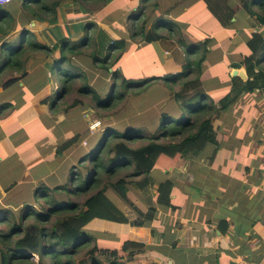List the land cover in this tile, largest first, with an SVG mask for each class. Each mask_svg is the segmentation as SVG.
<instances>
[{
  "label": "crops",
  "instance_id": "0c3cea01",
  "mask_svg": "<svg viewBox=\"0 0 264 264\" xmlns=\"http://www.w3.org/2000/svg\"><path fill=\"white\" fill-rule=\"evenodd\" d=\"M16 1L0 8V13L4 10L10 11V6ZM65 1H69L70 7L77 4L82 12L95 14L97 20L88 19L85 22L78 20L74 26L65 25L64 31L58 25L51 28L56 22L44 21L47 26L39 29L38 21L32 20L34 17L30 13L26 15L19 8L10 12L18 23L17 29L7 36L0 33V42L17 39L23 30L34 34L35 39L39 38V43L45 46L47 40L59 44L54 39L58 30L60 34H70L71 38L77 35V42L82 41L86 36H92L88 33L81 37L79 33L84 32L90 24L100 25V8L89 10V2L94 1ZM141 1H109L106 8L113 10L108 18L111 20L114 18V22L124 21L125 14L133 13L131 10L138 7L137 4ZM240 2L241 0H231L229 3L235 10L234 24L224 28L211 14L204 0H158L159 5L156 6H152L147 1L144 5L145 10L150 11L147 17L161 21L160 36L156 41L147 43L146 37L151 36L154 23V20L148 21V24H145L148 30L145 38L140 37L141 41H135L136 39L128 37V51L117 64V70L122 72L123 69L125 73L130 74L142 65L147 72L160 70L161 73L152 76L176 75L183 71L187 60L195 54V51H189L185 46L192 47L202 44L200 40L204 42L207 40L210 43L207 46L210 57L219 52L221 58L216 62L222 64L210 69L207 67L209 58L206 59L204 68L209 73L217 69H220V74L223 72L225 76L223 79L229 85L222 90V94H227L233 72L231 74L224 71L226 65H228L227 69L231 68L233 63L242 65L243 59L252 54L249 48L252 36L261 34L264 37V25L257 17L251 16L241 8ZM62 3L58 11L62 10ZM82 3L87 5L82 7ZM30 5L32 3H29ZM256 11L260 12L258 9ZM58 27L60 29L57 30ZM74 28H78V31L74 32ZM90 28L93 29L91 26ZM71 29L73 31L70 32ZM16 31H20L17 37H15ZM71 38L65 37V40L67 39L69 43ZM115 40L117 39L113 41ZM73 41L76 42L75 39ZM138 53L145 54L146 62L142 63L140 56L138 58L140 64L132 65L131 60ZM147 53L150 59L147 58ZM34 55L35 53L25 54L20 60L25 64L26 58L29 57L28 60L34 62L41 59ZM4 69H7L6 55L2 54L0 45V71ZM242 70L247 73L243 65ZM7 71L0 74V222L4 219L2 215L4 210L13 212L19 221L25 209L35 205L39 190H44L46 193L43 194L49 196L53 191H60L67 186L70 179L74 182L73 173H77L76 166H72L74 170L70 171L66 165L67 154L72 148L63 154L58 153L59 146L72 138L67 132L64 133V128H61L67 122L66 118L57 119V116H53L48 110L49 105L43 104L44 98L37 96L42 90L28 84L26 79H21L22 74L17 73L19 71L10 70L9 73ZM27 72L30 73L29 70ZM13 78L18 80L9 85L4 84V81ZM211 82L212 80H206L205 83L208 85ZM229 154L236 156L232 150ZM36 156L39 158L37 159ZM190 159L187 160L191 161ZM184 165L185 162H182L177 171L175 169L172 171L177 173L175 176L171 174L167 176L166 172L156 168L151 173L146 186L134 185L131 189L139 198L137 209L140 212L146 213L149 208L155 209L154 219L148 226L134 227L130 223L92 220L85 230L96 239L97 247L121 249L126 241L141 243L147 247L144 253L136 255L127 264H264V180L260 177L257 180L249 177L239 178V175L231 178L228 174L234 171L229 169L225 174L234 179H228L234 186L227 190L228 188H223L222 183L215 186L217 180L212 174L217 173L219 179L222 175L217 170H211L205 178H202V182H196L198 186L193 183L190 189H186L178 179L180 174L185 175ZM247 168L250 167L246 166L245 172ZM263 170L254 165L245 174L249 173L251 178H255L258 174H262ZM76 178L75 176V180ZM166 179H171L175 183V195L171 200L172 208L161 206L157 202L158 189ZM204 182L211 188L207 189ZM43 194L40 196H44ZM118 205L131 222L139 217L135 208L123 205L121 202ZM23 220L28 221L27 217H23ZM1 258L0 264H5L3 257Z\"/></svg>",
  "mask_w": 264,
  "mask_h": 264
},
{
  "label": "trees",
  "instance_id": "16d2710c",
  "mask_svg": "<svg viewBox=\"0 0 264 264\" xmlns=\"http://www.w3.org/2000/svg\"><path fill=\"white\" fill-rule=\"evenodd\" d=\"M63 1L65 0H17L10 6V11H1L0 33L7 36L17 29L18 23L13 13L10 12L19 8L26 15L30 13L34 17L32 20L56 22L57 11ZM71 1H94L103 4L104 1L109 0ZM204 1L211 14L224 28L234 24L235 10L230 7L229 0ZM241 1L243 8L251 16L257 17L259 22L264 25V0ZM29 3L32 5L29 6ZM15 4L16 7H14ZM257 9L260 12H257ZM46 16L50 17L47 18ZM58 29L60 28L58 27ZM89 29L90 25L86 27V31L88 32ZM65 37L71 38L70 34H60L59 30L54 36V39L59 42L60 50L53 63L49 65V71L52 76H60L61 82L57 84L60 90L43 99V104L49 105L52 110L57 109L58 101L66 96L77 78L71 70L63 67L69 62V54L78 53L76 46L66 48L68 41L65 40ZM158 38L151 34L150 37H146V41L150 43ZM17 39L21 43L17 49L12 47V41V43L0 42L2 50L7 46L9 49L6 55L7 69L0 71V74L6 70L20 71L23 68V62L20 59L28 48L34 52H48L49 50L45 45L34 42L35 35L27 30L21 31ZM85 39L89 40L90 36H86ZM208 43L203 44L206 52H208ZM98 44L103 45L108 53L105 58H95V62L100 63L101 67L106 69L115 81L121 80L120 87L132 85L127 79H122L121 71L113 70V67L123 58L124 53L122 52L115 57L113 55L117 51L123 50L126 42L115 40L109 43L108 40L103 41L101 39ZM249 48L252 54L242 61L248 79L243 80L239 76L231 77L229 92L217 104L215 100L203 93L202 78L206 79L203 76L206 58L203 56L199 61L188 59L181 73L163 78L167 80L166 77H170L169 80L174 79L172 82L174 85L181 84L182 86L175 96L177 102L185 105L187 110L180 123H172L164 119L162 121L163 132L151 137L139 136L141 131L136 128H127L124 132L117 129H106L103 133L102 148L91 162L90 177L84 182L85 187L81 190L86 194L91 193V196L82 204L74 202L63 203L64 205H62L57 202L48 214H37V223L31 225H26L27 221H24L23 217L17 221V217L14 215L9 218L7 225L2 224L0 226V250H4L9 255L12 264H127L136 255L144 253L147 250L145 245L130 241L124 242L121 249L99 248L95 244L96 239L85 230V227L94 219L121 224L130 223L134 227L148 226L149 222L154 219L155 209L149 208L146 213L137 209L139 198L131 190L134 185L146 186L149 183L151 173L156 168L166 172L167 176L170 175L182 159L198 157L203 153L212 154L211 159L214 158L216 153L221 150L222 139L225 136L223 127L214 125L215 116L221 117L224 112L231 111L240 99L264 90V70L260 66L261 62H264V37L261 34H254L249 42ZM158 79L160 78L148 79L138 88L144 87V91L149 90L155 81H159ZM17 80V78L9 79L6 80L7 82L4 81V84L9 85ZM167 84L170 86L169 83ZM114 88L117 89L118 87L114 84ZM82 92L84 94L92 93L94 101L100 108L110 109L113 107L111 103L114 97L104 102L100 95L88 85L82 88ZM135 95L137 96L136 92ZM122 97L123 95H120L116 98L121 99ZM200 100H202L201 105L194 108L193 105ZM76 105L77 102L71 107ZM157 122H161L160 114L157 116ZM140 137L142 140H146V143L139 147H132L131 143ZM78 139L79 136L69 139L62 146H59L58 153L63 154L73 147L80 140ZM83 162L87 163V160H83ZM246 171L249 172L250 168H247ZM101 174L102 176L108 175L111 181L108 178L104 179ZM74 176L79 180V172L73 173V178ZM259 177L262 178V174H259ZM174 192V181L166 179L158 189V204L172 208L171 200L175 195ZM116 201L118 204L121 202L123 205L135 208L139 217L131 222ZM45 203L47 206L49 205L47 201ZM6 212L7 210L3 211L5 214ZM2 222L3 220L0 223ZM36 257L37 261L34 260ZM3 260L9 264L5 257Z\"/></svg>",
  "mask_w": 264,
  "mask_h": 264
},
{
  "label": "rangeland",
  "instance_id": "374dc122",
  "mask_svg": "<svg viewBox=\"0 0 264 264\" xmlns=\"http://www.w3.org/2000/svg\"><path fill=\"white\" fill-rule=\"evenodd\" d=\"M109 1H104L103 4L100 2L97 4L89 2V10L95 9L96 7L100 8L101 23L100 25L94 23V26L90 24L93 29L90 28L88 32L86 30L84 32L80 31L79 34L81 37L90 33L92 36H90L89 40L84 38L82 41L77 42V35L72 36V40H70L72 44L69 42L66 48L76 46L78 53L74 55L69 54V62L68 64H64L63 67L67 70H71L77 78L74 80V83H72L71 89L66 96L58 101L57 109L52 110L51 108H48L53 116L58 117L57 119H59V117L62 119L66 118L67 122L61 126L62 129L64 128L65 134L67 132L72 138L79 136L80 140L78 139L79 141L74 147H71V151L67 154L68 160L66 165H68L70 171L74 170L72 166H76L80 178L79 180H75L74 176V182L70 179L67 186L63 187L60 191H53L49 196L43 194L46 193L44 190H39L35 198V205L29 206L23 212L22 216L27 217L28 220L26 225L37 223V214H48L49 210L53 209L57 202L62 205H64L63 203L67 204L74 202L82 204L89 196H91V193L86 194V192H82L81 190L85 187L84 182L90 177L89 170H92L90 168L91 162L94 160V157L99 154L100 148H102V144L104 143L103 133L106 129H117L118 131L124 132L127 128H136L138 131H141L139 132V136L151 137L163 132L162 121L164 119H167L172 123H180L187 112L185 105L178 103L175 99L176 92L182 87L181 84L174 85L172 83L174 79L169 80L170 77H166L167 80H165L163 79L164 77H161L160 75L152 76L153 74H158L160 70L147 72L141 65V68L134 69L132 73L129 74L125 73L122 69V79H127V81H130L133 86L120 87L121 80L115 81L110 76L109 72L101 67L100 63L95 62V58H105L108 53L103 45L98 44L101 39L103 41L108 40L109 43L114 39L124 40L126 42V46L123 50L117 51L114 55L112 54L115 57L122 52L126 53L128 51V37H131L133 40L136 39L135 41H141L140 37L145 38L148 34L145 24L147 25L148 21L154 20L151 34L157 37L160 36L159 25H161V21L156 20L155 18L153 19L150 16L147 17L150 11H146L144 7L147 1H149L152 6L159 5L158 0H142L137 4L138 7L131 10L133 13L127 12L124 21L119 22H114V18L112 20L108 18L111 15V10H113V8H106ZM68 2L69 1H65L62 3L63 8L61 11H57L56 23L51 25V28L58 25L61 26V30L64 31L63 27L65 25L74 26L77 24L78 20H81L82 22H85L88 19L92 21L97 20L94 17L95 14L90 15L88 12H82L79 10L77 4L70 7ZM228 3H231V0H229ZM240 4L242 5L241 8H243L242 1ZM81 5L82 7H85L87 4L84 5L82 3ZM14 7H16V4ZM112 16L116 17L114 14H112ZM46 17L49 18L50 16ZM37 21V27H39V29H42L43 26H47L46 22L40 20ZM71 31H73V29H71L70 32ZM75 31H78V28H74V32ZM19 32L16 31L15 37H17L16 35H18ZM125 36H127V38H125ZM74 39L76 42L73 41ZM12 42V47L14 49H17L21 44L18 39H13ZM34 42H39V38L36 37ZM206 42L208 41L206 40ZM200 43L202 44H196L192 46V48H186L189 51H195V54L191 56L190 60L199 61L204 56L206 59L210 58L207 62V67L210 69L216 65H221L222 62H216L217 59L221 58L220 53L217 52L210 57V53L204 51L203 44L205 42L200 40ZM46 47L49 49L48 52H34L28 48L25 53L26 55L35 53L34 56L41 59L38 61L34 59V62L31 61V59L28 60L30 57L26 58L25 64L23 63V70L21 69V71L17 72L18 74H22L20 77L21 79H26L28 84L42 90L37 93L39 98L52 96L53 93L55 94L56 91L60 90L59 86H57V84L61 82L60 76H52L49 71V65L53 63L60 50L59 44H54L47 40ZM3 50L2 54L7 55V52L9 51L8 46ZM25 54L23 57H25ZM140 56L141 62L145 63V54L138 53L131 60V64L139 65L140 61L138 58ZM263 56L261 57L263 58ZM147 58L150 59L148 53ZM33 63L35 66H33ZM227 66L228 65H226L224 71L232 74L235 68L229 67L227 69ZM260 66L264 70V62H261ZM116 69L117 65L113 67V70ZM27 70H29L30 73L27 72ZM203 70V76L206 78H202L204 84L203 93H205L206 96L208 95L207 97L215 100V103L217 104V102L225 95L222 94V90L229 84L227 81H224L223 78H225V76H223V72L220 74V69L214 71L210 70L211 73L205 68ZM111 71L112 70L110 69V72ZM7 72L9 73L10 71ZM126 74H128V76H126ZM154 78L160 79H158L159 81H155V83H153L154 85H151L149 90L144 91V87L138 88L139 86H142L146 80ZM206 80H212V82L207 85V83H205ZM167 83H169L170 86ZM114 84L118 87L117 89L114 88ZM85 85H88L95 90L104 102H107L114 97L113 102L111 103L113 107L110 109L98 107L93 99L92 93L84 94L82 92V88ZM135 92L137 96L135 95ZM120 95H123L121 99L116 98ZM76 102L77 105L71 107V105ZM114 102H116V104H113ZM201 102L202 100L195 103L193 107L198 108L201 105ZM159 114L161 115V122L158 123L157 116ZM214 125L216 127H223L222 130L226 135V139L225 136H223L221 150L216 153L214 158L211 159L212 154L203 153L196 158L194 157V159L189 158L191 161H188V158L182 159L175 167V170L177 171L179 168L178 166L182 164V162H185V165L183 166V172L185 175L183 173L180 174L178 179L182 182L181 185L186 189H190V186H192L193 183L202 182V178H205L206 174H209L211 170H217L222 175L219 179L217 173L212 174V177L217 180L215 186L222 183L223 188H228L227 190H229L234 185L230 184L228 179L234 180L231 178L237 177V175H239V178L249 177L252 180H257V178H259V174L258 177L255 178H251L249 173L246 175L245 173L247 172L244 171L246 166L251 168L255 165L257 168L261 167L264 169V90L263 92L258 91L250 97L240 99L231 111L224 112L221 117L217 118V116H215ZM145 143L146 140H142V137H140V139L132 142L131 145L132 147H139ZM230 150L234 151L236 156H231L229 154ZM36 158L38 159L39 157L36 156ZM82 159L87 160V163L85 162L87 164L86 166ZM108 167L110 168V166ZM236 168L238 169L235 171L234 169ZM229 169L234 171L232 173L229 172L228 174L231 175V178L227 177V173L225 174V171H229ZM262 172L261 179L264 180V170ZM175 173L176 172L174 171L171 175L175 176ZM102 177H104V179L108 178V180L111 181L108 175H103ZM248 181L250 180H247V182ZM204 184L207 189L211 188V186L205 182ZM195 185L198 186V183ZM66 187H68V189H65ZM39 193L44 196H40ZM200 194L201 193H199V195ZM226 195L228 196L230 194ZM43 199L48 202V206L45 202L43 203ZM43 207L46 210H42ZM2 215L4 219L0 225H7L9 218L13 217L15 214L11 211H7L6 214L3 213ZM0 257H5V259L9 261V264H12V261L9 260V255L5 253L4 250H0ZM34 260L37 261V257ZM0 261H2V258Z\"/></svg>",
  "mask_w": 264,
  "mask_h": 264
},
{
  "label": "water",
  "instance_id": "95a60500",
  "mask_svg": "<svg viewBox=\"0 0 264 264\" xmlns=\"http://www.w3.org/2000/svg\"><path fill=\"white\" fill-rule=\"evenodd\" d=\"M232 67L235 68V70L233 71V77H241L243 80H247V75L245 74V72L242 70V65L239 63H233Z\"/></svg>",
  "mask_w": 264,
  "mask_h": 264
},
{
  "label": "built area",
  "instance_id": "2783aa9c",
  "mask_svg": "<svg viewBox=\"0 0 264 264\" xmlns=\"http://www.w3.org/2000/svg\"><path fill=\"white\" fill-rule=\"evenodd\" d=\"M14 1L15 0H0V8L8 6L9 4H11Z\"/></svg>",
  "mask_w": 264,
  "mask_h": 264
},
{
  "label": "bare ground",
  "instance_id": "6f19581e",
  "mask_svg": "<svg viewBox=\"0 0 264 264\" xmlns=\"http://www.w3.org/2000/svg\"><path fill=\"white\" fill-rule=\"evenodd\" d=\"M138 107V106H137ZM125 115V114H124ZM119 117V116H118Z\"/></svg>",
  "mask_w": 264,
  "mask_h": 264
}]
</instances>
